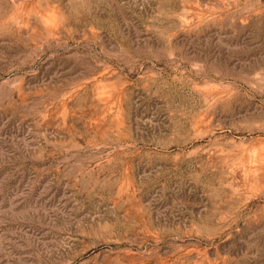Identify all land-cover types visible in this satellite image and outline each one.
I'll list each match as a JSON object with an SVG mask.
<instances>
[{
    "label": "rangeland",
    "instance_id": "1",
    "mask_svg": "<svg viewBox=\"0 0 264 264\" xmlns=\"http://www.w3.org/2000/svg\"><path fill=\"white\" fill-rule=\"evenodd\" d=\"M0 264H264V0H0Z\"/></svg>",
    "mask_w": 264,
    "mask_h": 264
},
{
    "label": "bare ground",
    "instance_id": "2",
    "mask_svg": "<svg viewBox=\"0 0 264 264\" xmlns=\"http://www.w3.org/2000/svg\"><path fill=\"white\" fill-rule=\"evenodd\" d=\"M197 131H199V130H197Z\"/></svg>",
    "mask_w": 264,
    "mask_h": 264
}]
</instances>
